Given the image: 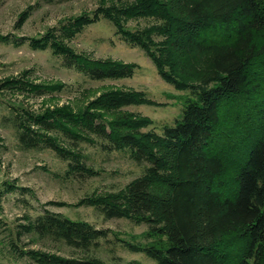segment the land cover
<instances>
[{
  "label": "trees",
  "instance_id": "1",
  "mask_svg": "<svg viewBox=\"0 0 264 264\" xmlns=\"http://www.w3.org/2000/svg\"><path fill=\"white\" fill-rule=\"evenodd\" d=\"M103 17L145 50L165 79L192 89L195 99L159 136L140 132L146 119L120 112L147 102L142 93L107 92L83 112L58 108L35 115L37 128L18 122L21 144L52 148L68 160L71 151L46 133L61 132L74 148L95 135L109 149H128L137 163L148 162L123 196L97 207L107 219L148 224L160 242L143 250L158 264H264V0H118L63 28L74 35ZM139 17L155 23L129 29L127 20ZM31 46L53 48L66 66L97 80L135 71L133 63L76 54L53 36L33 38ZM35 88L27 90L43 95L54 86ZM96 109L119 117L109 121ZM75 162L70 173H93L82 159ZM27 229L86 253L77 259L34 256L41 264H106L87 255L106 236L102 229L53 213L37 216Z\"/></svg>",
  "mask_w": 264,
  "mask_h": 264
},
{
  "label": "rangeland",
  "instance_id": "2",
  "mask_svg": "<svg viewBox=\"0 0 264 264\" xmlns=\"http://www.w3.org/2000/svg\"><path fill=\"white\" fill-rule=\"evenodd\" d=\"M117 1L0 0V264H41L33 258L40 255L64 259L85 256L84 251L44 241L28 231L34 218L47 213L104 230L106 236L87 255L106 264H158L143 250L160 242L149 233L148 224L126 217L107 219L97 207L123 196L128 185L145 174L148 162L137 163L128 149H109L108 141L95 135L92 142L84 141L74 148L72 140L61 132L46 133L71 151L68 160L52 148H27L18 136L22 120L37 128L35 115L58 108L83 112L92 101L116 90L142 93L147 102L123 107L120 112L146 119L144 126H139L140 132L162 136L195 99L192 89L179 88L165 79L147 52L128 42L110 20L103 17L74 35L66 34L65 27L76 16ZM153 20L130 18L127 26L133 31L145 30L155 23ZM45 35L89 59L133 63L134 74L93 79L66 66L64 57L53 48L31 46L33 38ZM31 85L35 89L54 88L40 95L27 90ZM93 111L109 121L119 117L113 112ZM78 158L93 169L92 174L69 172V164H76Z\"/></svg>",
  "mask_w": 264,
  "mask_h": 264
}]
</instances>
